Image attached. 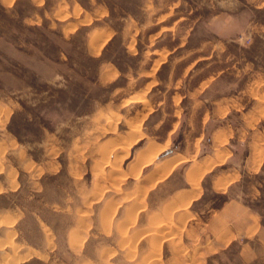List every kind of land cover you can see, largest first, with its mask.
I'll use <instances>...</instances> for the list:
<instances>
[{
	"label": "rangeland",
	"instance_id": "1",
	"mask_svg": "<svg viewBox=\"0 0 264 264\" xmlns=\"http://www.w3.org/2000/svg\"><path fill=\"white\" fill-rule=\"evenodd\" d=\"M223 98L264 115V0H0V264H264L206 224L233 198L264 225V171L211 185L244 147L174 163Z\"/></svg>",
	"mask_w": 264,
	"mask_h": 264
},
{
	"label": "crops",
	"instance_id": "2",
	"mask_svg": "<svg viewBox=\"0 0 264 264\" xmlns=\"http://www.w3.org/2000/svg\"><path fill=\"white\" fill-rule=\"evenodd\" d=\"M233 106L232 102L226 98L217 100L213 111L216 113L223 110L224 115L221 118L218 116V119L210 114L206 121L202 118L199 133L184 138V145L177 152L179 157L174 159L175 164L187 161L189 166L198 167L200 171L208 173L217 165L229 161L231 157L233 159L238 151L236 146L242 145L247 155L242 159L239 168H228L212 179V187H215L218 192L225 193H229L231 186L244 174L264 171V115L256 106H252L239 111L238 123L234 125L229 120ZM212 121L219 123H212ZM259 123L262 125L260 126ZM205 143L208 146L206 150L203 149ZM197 150L205 152L201 158L194 159ZM261 150L263 154L259 156L258 152ZM158 169L156 177L165 172V168ZM186 182L189 183V180L187 179ZM201 193L202 191L199 192L190 185L177 190L180 201L195 200ZM208 216L206 224L209 231H220L223 234L222 238L227 240V244L236 238H245L250 234L256 238H264V225L260 217L240 200L230 198L217 211L209 212ZM246 246L249 247V245ZM243 248L247 249V247Z\"/></svg>",
	"mask_w": 264,
	"mask_h": 264
},
{
	"label": "trees",
	"instance_id": "3",
	"mask_svg": "<svg viewBox=\"0 0 264 264\" xmlns=\"http://www.w3.org/2000/svg\"><path fill=\"white\" fill-rule=\"evenodd\" d=\"M108 7H109V10H110V14L112 15V9H111V7L108 5Z\"/></svg>",
	"mask_w": 264,
	"mask_h": 264
},
{
	"label": "bare ground",
	"instance_id": "4",
	"mask_svg": "<svg viewBox=\"0 0 264 264\" xmlns=\"http://www.w3.org/2000/svg\"><path fill=\"white\" fill-rule=\"evenodd\" d=\"M173 166V165H172Z\"/></svg>",
	"mask_w": 264,
	"mask_h": 264
}]
</instances>
